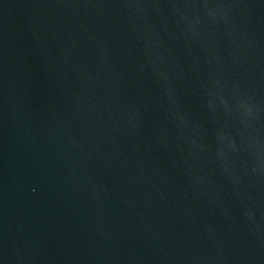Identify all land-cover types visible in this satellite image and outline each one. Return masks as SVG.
<instances>
[{"label":"water","instance_id":"water-1","mask_svg":"<svg viewBox=\"0 0 264 264\" xmlns=\"http://www.w3.org/2000/svg\"><path fill=\"white\" fill-rule=\"evenodd\" d=\"M0 264H264V0H0Z\"/></svg>","mask_w":264,"mask_h":264}]
</instances>
